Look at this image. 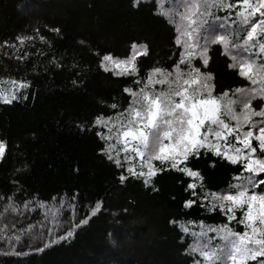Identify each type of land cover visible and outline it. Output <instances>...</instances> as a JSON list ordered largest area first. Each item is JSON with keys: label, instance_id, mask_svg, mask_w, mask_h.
<instances>
[{"label": "snow or ice", "instance_id": "obj_1", "mask_svg": "<svg viewBox=\"0 0 264 264\" xmlns=\"http://www.w3.org/2000/svg\"><path fill=\"white\" fill-rule=\"evenodd\" d=\"M152 2V14L175 32L173 56L178 52V58L141 76L137 61L149 55L147 42L133 41L123 58L97 51L100 70L131 83L123 87L121 102L116 97L110 103L99 101L114 112H101L77 127L81 132L95 129L101 142L98 154L122 169L121 183L131 177L158 191L154 183L158 174L179 172L191 178L184 189L189 194L184 208L197 205L224 216L216 225L187 218L169 221L182 233L181 241L192 238L183 247L192 264H264V0ZM139 5L140 0H132L134 8ZM34 31L36 36L18 34L13 41L4 40L0 54L25 60L29 53H18L26 42L37 36L46 39L38 29ZM52 31L60 33L59 28ZM212 51L226 57L227 69L245 83L217 92L215 74L207 70ZM30 87L26 78L0 76V105L27 100ZM6 150V140L0 139V160ZM202 153L217 158L209 161L211 167L232 166L224 187L207 188L200 170L190 166L191 159ZM12 183L16 187L10 193H0V242L7 249L0 248L2 255L21 258L43 253L74 238L75 230L101 208L97 201L77 221V193L45 200L37 193L22 196L27 190L18 180ZM65 209L71 213L62 219ZM37 212L43 219L33 224L28 217Z\"/></svg>", "mask_w": 264, "mask_h": 264}, {"label": "trees", "instance_id": "obj_2", "mask_svg": "<svg viewBox=\"0 0 264 264\" xmlns=\"http://www.w3.org/2000/svg\"><path fill=\"white\" fill-rule=\"evenodd\" d=\"M153 7L152 0H140L135 8L132 0H0V43L13 41L18 34L36 36V29L46 38L26 42L18 53H29L23 61L0 54V76L31 81L27 100L0 105V139L7 142L0 160V193H10L16 187L13 180L27 190L22 196L37 193L48 200L77 193V221L97 201L101 203L99 212L75 230L74 238L27 257L0 254V264H192L183 254L192 238L181 241L182 233L169 221L187 218L212 225L224 221L222 214L197 205L183 207L191 178L179 172L158 174L154 181L158 191L131 177L121 183L122 169L98 154L101 142L95 129L81 132L77 127L101 112H114L99 101L110 103L116 97L121 102L123 87L131 83L100 70L97 51L123 58L133 41L147 42L149 55L137 61L141 76L178 58V52L173 56L175 32L152 14ZM210 54L207 70L215 74L217 92L245 83L227 69L226 57L217 51ZM216 159L202 153L190 161L212 190L224 187L233 171L221 163L211 167L209 161ZM70 213L65 209L62 219ZM41 219L38 212L28 217L33 224ZM0 248H5L2 242Z\"/></svg>", "mask_w": 264, "mask_h": 264}]
</instances>
